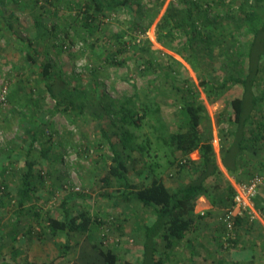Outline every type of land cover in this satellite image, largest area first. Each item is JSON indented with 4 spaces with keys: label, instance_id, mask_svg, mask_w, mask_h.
Masks as SVG:
<instances>
[{
    "label": "rangeland",
    "instance_id": "rangeland-1",
    "mask_svg": "<svg viewBox=\"0 0 264 264\" xmlns=\"http://www.w3.org/2000/svg\"><path fill=\"white\" fill-rule=\"evenodd\" d=\"M85 1L39 0L36 8L31 0H3L4 14L0 16V96L6 89V100L0 99V245L4 246V253L10 261L102 264V256L93 247L94 243L112 247L121 259L140 258L142 241L133 228L135 213L141 212L139 205L135 201L115 204L114 198L101 195L102 192L117 193V186L107 185L102 180L107 172L106 163L113 156L111 143L103 136L102 130H106L112 142L120 148L116 135L119 120L114 123L117 118L115 113L120 102L130 96L136 99L138 105L147 103L154 107L155 103L160 104L167 130L162 129L159 133L165 134L166 131L177 130V124L182 120L181 93L173 85L198 88V99L205 103L203 135L214 144L222 165L221 144L227 140L225 133L231 128L228 117L233 115L231 100L240 96L243 88L234 85L219 98L210 100L200 81L204 77L222 80L237 68L233 54L250 39L248 21L241 11V7H248L245 0L214 1L209 7L207 0H196L204 3L202 9L193 8L191 14L198 25H201L202 17L214 19L215 14L219 13V30L216 34L220 37L218 47L223 50L220 52L217 48L213 59L208 56L202 43L189 40L188 35L179 29L190 7L184 0H125V5L106 9L97 15L95 19L99 27H93L92 31L82 24L86 14L83 10ZM250 2L254 5V1ZM34 8L39 10L38 13L43 11L40 30L34 23ZM13 11L18 17L15 26L18 34L32 38L39 49L36 63H30L18 36L12 35L7 27L6 19ZM169 11L166 21L165 15ZM174 25H177L174 34L165 37L167 45H162L157 35H164ZM221 30H226L228 35L223 36ZM123 32L127 33L124 37L126 50L118 52L122 45L112 42V37ZM149 41L153 46L152 54L161 66L154 65L144 70L143 57L147 54L137 51V45H147ZM224 49H229V55ZM46 51L55 64L47 77L41 74L39 66ZM112 51H117L116 57L125 61L124 65L107 61ZM168 65L170 74L165 77L162 69ZM247 67L246 59L244 72ZM47 81L53 84L56 98L62 105L58 106L55 97L45 90L44 83ZM262 89L264 78L258 94ZM71 98L82 105V111L74 107L62 111ZM258 119L264 120V103ZM157 124L155 117L147 115L141 127L135 129L138 140L146 141L148 138L154 143L159 134L155 130ZM37 125L46 129L47 134L52 133L54 155L51 161L40 158L42 145L35 143L36 171L45 175L43 184L39 185V199L35 200L42 214L40 218L18 215L16 212L24 153L31 141L30 132ZM259 144L258 153L251 151L243 162L242 181L249 180L255 173H264V143ZM167 150H158V160L162 177L173 190L192 176L179 165L183 160L182 155L177 154L175 164L168 163V158L174 156L168 155ZM139 155V152L134 153L135 157ZM129 168L134 183L150 182L149 172L137 174L140 165L134 167L132 161ZM225 182V177L220 175L211 177L207 184L218 189L224 188ZM66 197L73 212L89 211L91 217H98L105 223L92 224L84 232L52 235L48 231L47 218L50 214L62 217L61 202ZM255 202L264 207V186L259 189ZM144 213V222H150L153 213L148 209ZM221 216L222 213L220 221ZM220 227L223 228L221 236H207L209 244L203 254L194 256L193 264H219L218 260H224L222 264H264V252L254 254L247 250L251 249L248 247L252 242L254 246L255 241L243 233L241 226L236 225L235 238L230 240L226 238L225 228ZM13 231L17 234L15 241L12 240ZM65 241L71 246L69 254L61 259L56 258V242ZM13 247L19 251L17 256L11 252ZM183 247L180 243L172 251L168 264L186 263L183 259L187 260L190 256ZM252 257L251 262L248 259Z\"/></svg>",
    "mask_w": 264,
    "mask_h": 264
},
{
    "label": "trees",
    "instance_id": "trees-1",
    "mask_svg": "<svg viewBox=\"0 0 264 264\" xmlns=\"http://www.w3.org/2000/svg\"><path fill=\"white\" fill-rule=\"evenodd\" d=\"M31 1L37 8L39 0ZM184 1L190 4V7L183 21L179 24V29L188 35L189 40H198V42L202 43L204 49L208 51V56L213 59L217 48L220 52L223 50L218 47L220 37L216 34L217 30H219V13L215 14L214 19L212 17H202L201 25H198L193 21L191 14L193 13V8L202 9L204 3L196 0ZM214 1L222 2L221 0H207L206 5L208 7L212 6ZM250 1L245 0L248 6L247 9L241 7V11L245 14V19L248 21L247 32L250 34V39L241 45L240 50L233 54L234 64L237 65V68L227 74L222 80H212L204 77L200 81V86L210 100L219 98L234 85H241L243 88L242 94L231 100L233 115L228 117L231 128L225 133V138L227 140L229 138V140H225L221 144L222 165L233 176H238L243 171V162L246 160V156L251 151L258 153L259 143H264V120L258 119L261 106L264 103V89L258 94L259 86L264 78V0H252L254 5ZM126 3L127 1L125 0H86L83 9L86 12L85 17L82 18L84 20L82 22L83 26L89 31H92L93 27L98 28L99 22L95 19L97 15L104 13L106 9L112 10L116 6L125 5ZM2 5L3 0H0V16L4 14ZM36 8L33 9L35 10L33 15L34 23L36 28L40 30L43 26V11L38 13L39 10ZM169 14L170 11L165 15L166 21H168ZM17 21L16 13L14 11L10 12L9 18L6 19L7 27L12 35L18 36L30 63H36L39 49H37L32 38H24L18 34L15 27ZM176 26L168 28L164 35L161 33L157 35V39L162 45H167L165 37L173 35V30L176 29ZM220 33L223 36L228 35L226 30H221ZM126 34V32L118 33L112 37V42H119L122 45L121 48H118V52L126 50L127 41L124 39ZM231 34L237 39L235 34ZM59 47L61 48V46ZM152 48L150 41L147 45H137V51L147 54L145 58L143 57L144 70H148L154 65L157 67L161 66L153 56ZM224 51L229 55V49H224ZM116 55L117 51H112L107 56V61L119 66L124 65L125 61L117 59ZM246 59L248 67L246 72H244L243 65ZM39 66L41 74L45 77L50 76L55 68V64L48 57L47 51L44 53L43 61H41ZM162 71L165 77L169 76L170 66L168 65ZM40 72H38V75H40ZM44 85L45 90L58 101V106L62 105V102L56 98L57 95L54 92L53 84L47 81ZM173 87L181 93L182 120L177 124V130L160 134V130H167L166 124L162 119L160 104L155 103L154 107L147 103L138 105L133 96L120 102V106L115 113L117 118L114 123L118 122L117 119L119 120L116 135L120 142V148L112 142L107 131L102 130L103 136L111 143L113 151V156L106 163L107 172L103 175L102 180L107 185L117 186V193L102 192L101 195L114 198L115 204L135 201L139 205L141 212L135 213L133 228L141 238L143 245V252L140 258L134 261L121 259L119 253L112 247H102L100 243H94L93 247L102 256L103 264H168L170 252L186 238L192 229V224L195 221V208L201 196L207 197L213 205L220 203L225 208L233 202V197L236 193L233 185L227 186L225 196L214 199L211 187L207 184L211 177L223 175V172L214 144L211 141H207L203 135L202 119L205 103L198 99V88L176 85H173ZM75 101V98H71L62 111L66 112L70 107L78 109L79 112L82 111V105ZM149 114L155 117L158 123L155 126V130L159 134L156 136L157 140L154 143H151L148 138L146 141H139V136L135 132V129L141 127V122ZM30 133L31 141L24 153V169L20 172L19 201L16 212L18 215L26 214L40 218L42 214L35 200L39 199V185L43 184L45 175L40 171H36L37 161L34 159V145L36 142H40L42 146L39 157L51 161L54 157L52 154L53 141L52 133L47 134V130L42 129L38 125L32 128ZM164 148L168 149V155L170 153L174 156V158H168V163L175 164L177 154L182 155L183 160L180 161L179 165L192 176L175 190H171L167 186L161 174L158 150H164ZM135 152H139L140 155L135 157ZM132 161L134 167L137 165L141 167L137 169V174L142 175L146 171L149 172V183L137 184L132 181L130 178L131 169L129 168V164ZM68 200V197H66L61 202L62 217L50 214L47 218L48 231L52 235H70L76 231L84 232L92 224L102 225L105 223L104 220L98 217H91L89 211L73 212ZM146 209L154 214L151 224H147L143 220V213ZM198 216L202 217L203 215L198 213ZM243 220L244 217L237 216L236 225H241ZM16 238L17 234L13 231L12 240L15 241ZM56 245L59 250V258H64L69 254L71 248L69 242L65 241V243H57ZM4 252V246L1 244L0 264H30L28 261H18L17 259L13 261L7 260ZM11 252L16 256L19 254L16 247H13ZM223 262L224 260H219V264ZM33 264L39 263L33 262Z\"/></svg>",
    "mask_w": 264,
    "mask_h": 264
},
{
    "label": "crops",
    "instance_id": "crops-1",
    "mask_svg": "<svg viewBox=\"0 0 264 264\" xmlns=\"http://www.w3.org/2000/svg\"><path fill=\"white\" fill-rule=\"evenodd\" d=\"M220 166H221V169L223 172V176L225 177V180H227V183L225 182L224 188L223 187L218 188V189H214L213 187L210 188L214 197H215L214 199L225 196L227 186L233 185V187H234L237 183L242 182L241 176L244 175V174H242V172H243L242 171L241 173L238 174V176H233L224 168L223 165L220 164ZM164 181H165V179H164ZM165 183L167 184V186L169 188L171 187L166 181H165ZM175 189H177V188H175ZM175 189H173V190H175ZM255 206L258 210L261 211V213L263 215L262 218L261 219H255V220L251 221L249 218L244 217L242 224L239 225L244 230L243 233L245 235H248L251 238V240L255 241L254 246L252 245L253 244V242H252L251 246L248 247L251 249L250 250L247 249L248 251H251L254 254L264 252V213H263L264 207H263V205L260 207L256 202H255ZM225 209L226 208L223 207V205H220V203H218L217 205H213L211 203V201L205 196H201L199 198V200L197 201L196 208H195V216H194L195 221L192 224V229L187 234L186 238L180 242L187 249V255L190 256L189 258H187V260L183 259L184 260L183 262H186L185 264H193L194 263V261H193L194 256L197 255L199 257L200 254H203L205 252V247L207 246V244H209V242L206 241L207 236H209L210 234H212L211 236H213V238H218L219 236H221V234L223 233V230H222L223 228H221V227L219 228V226L221 225L222 227H224V225L220 221V215H221V213H223V211ZM198 213H200L203 216L199 217ZM153 219H154V214L152 215L151 221L146 222V223L151 224L153 222ZM205 231L207 232V234H205ZM225 232H226V229H225ZM56 244H57V242H56ZM178 245L176 247H178ZM242 245L243 244L241 243L240 246L242 247ZM141 249H142V251H141V254H142L143 245H141ZM172 251L170 252V254L172 253ZM246 253H247V251H246ZM239 257H240V255H238L237 258H239ZM56 258H59V250H58V254H57ZM127 259L137 261L138 258L137 259L127 258ZM253 259H254V257L249 258L248 260L252 262ZM102 264H103V262H102Z\"/></svg>",
    "mask_w": 264,
    "mask_h": 264
},
{
    "label": "built area",
    "instance_id": "built-area-1",
    "mask_svg": "<svg viewBox=\"0 0 264 264\" xmlns=\"http://www.w3.org/2000/svg\"><path fill=\"white\" fill-rule=\"evenodd\" d=\"M0 99L6 100V89ZM264 186V173H255L249 180L237 183L233 202L222 213L221 221L226 229L227 239L235 238L237 216L247 217L251 221L261 219L262 213L255 206L259 189Z\"/></svg>",
    "mask_w": 264,
    "mask_h": 264
}]
</instances>
